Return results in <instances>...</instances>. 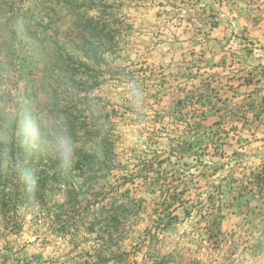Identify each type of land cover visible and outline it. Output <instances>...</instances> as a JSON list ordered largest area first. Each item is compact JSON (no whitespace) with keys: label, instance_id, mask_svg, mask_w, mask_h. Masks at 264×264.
Here are the masks:
<instances>
[{"label":"rangeland","instance_id":"rangeland-1","mask_svg":"<svg viewBox=\"0 0 264 264\" xmlns=\"http://www.w3.org/2000/svg\"><path fill=\"white\" fill-rule=\"evenodd\" d=\"M61 134L109 170L68 176ZM20 139L55 183L7 190L0 264H264V0H0Z\"/></svg>","mask_w":264,"mask_h":264},{"label":"trees","instance_id":"trees-1","mask_svg":"<svg viewBox=\"0 0 264 264\" xmlns=\"http://www.w3.org/2000/svg\"><path fill=\"white\" fill-rule=\"evenodd\" d=\"M109 145L112 146V149H113L114 144L112 140L109 141ZM103 147L104 146L102 144V141L97 142L94 149L91 151H86L84 149H81V148L79 149L76 147L73 148L72 146L73 154L75 156V161L74 162L72 161L64 162V168H65L66 174L69 176L73 174L74 172L75 175L80 174L79 176L82 175V178L91 180L95 178L97 175L99 176L100 173L101 174L104 173L105 170H109L111 165L107 163H109L108 161L110 159L107 161L104 160V162H102L99 156L100 152H108V151H105ZM6 154H9V155H6ZM6 156L10 157L9 159L10 165L8 166L7 171L4 173L2 170V164ZM38 158H40V163L38 164H44V165L50 164L49 156L47 157V159H45L46 157L43 156L42 150L40 151L32 150L31 147H28L22 139L17 140L16 142L13 141V143L9 145V151L8 150L6 151L4 147L0 149V206L4 200H5V203H7V200L10 202L9 193H7V190H12V193L15 190H17V193H21L23 186H27L25 181L21 183L22 181L21 176H23L24 170H28L31 173L35 172L33 166L36 165L35 160H37ZM48 181H51V182L53 181L55 183L54 175L51 177L49 175V177L46 178L44 182L47 184ZM45 183L40 185V187L37 186L36 191H35L37 193L35 195H38V196L41 195V194H38V191L42 190V187L46 186ZM70 193L71 194L75 193L72 188H71ZM28 194H30L29 191H28ZM95 194L97 197L96 204L99 205L102 202L100 201V198H99L101 194L93 193V195ZM119 206L114 205V203L110 201L108 203L103 204V206L100 209L101 211H98V213L96 214L95 222L99 221L100 223H102L103 220L105 219L104 211L108 210L107 212L110 213V211L113 210L114 208H120Z\"/></svg>","mask_w":264,"mask_h":264},{"label":"clouds","instance_id":"clouds-1","mask_svg":"<svg viewBox=\"0 0 264 264\" xmlns=\"http://www.w3.org/2000/svg\"><path fill=\"white\" fill-rule=\"evenodd\" d=\"M135 99L137 103H142L143 102V93L140 92L139 90H136V96ZM57 150L59 152L60 159L62 161V166H64V162L67 161H75V156L73 154V149H72V144L70 140H68L66 137H63L61 134V140L60 143L57 145ZM23 178L27 183L28 186V191L30 194H35L36 191V178L34 175L28 171L24 170L23 171Z\"/></svg>","mask_w":264,"mask_h":264}]
</instances>
